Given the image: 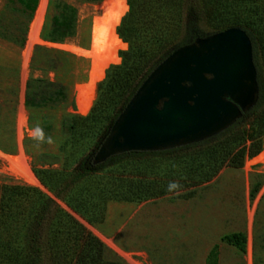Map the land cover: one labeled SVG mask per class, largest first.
<instances>
[{"label": "trees", "instance_id": "obj_1", "mask_svg": "<svg viewBox=\"0 0 264 264\" xmlns=\"http://www.w3.org/2000/svg\"><path fill=\"white\" fill-rule=\"evenodd\" d=\"M14 1L30 19L38 0ZM127 6L116 30L128 45L120 52V65L106 71L87 115L64 119L69 150L61 168L37 171L42 185L89 224L103 222L108 202L160 198L172 194L167 191L171 181H178L181 191L210 181L223 166L240 168L245 157L259 154L264 137V0H127ZM54 8L51 41L72 38L76 9L59 0H54ZM184 13L190 24L202 21L213 33L235 28L246 34L256 70L255 103L211 139L162 151L119 153L95 164L94 155L114 121L178 40ZM191 36L189 44L196 38ZM65 100L59 85L43 79L26 83V108H45ZM222 240L244 251L242 234L225 235ZM0 264L123 263L110 259L97 238L36 188L1 185ZM205 264H217L216 248Z\"/></svg>", "mask_w": 264, "mask_h": 264}, {"label": "rangeland", "instance_id": "obj_2", "mask_svg": "<svg viewBox=\"0 0 264 264\" xmlns=\"http://www.w3.org/2000/svg\"><path fill=\"white\" fill-rule=\"evenodd\" d=\"M59 1L76 9L75 35L61 42L51 41L55 37L51 20L57 11L54 0H46L37 43L31 45L25 63L23 57L28 32L37 17L40 0L30 19L14 0H0V186L36 188L97 238L110 259L123 264H205L214 248L217 264H264V164L252 162L263 151L264 137L259 154L245 157L240 168L223 166L210 181L187 187L179 194L172 193L140 203L108 202L101 223H87L42 185L37 171L60 169L69 150L64 119L69 115L85 116L89 113L106 71L120 65V52L128 48L116 32L128 12L127 6L114 29L126 48L116 52L118 63L105 68L102 78L93 83L91 107L87 114L80 115L76 98L79 88L89 79L90 59L73 53L65 46L76 45L89 50L92 20L100 15L97 7L104 0ZM125 2L127 5V0ZM193 34L196 40L216 33L202 21L190 24L184 13L180 35L170 53L189 45ZM30 79H43L61 86L66 100L45 108H26L24 97L26 83ZM248 121L245 118L244 122ZM37 125L52 138L53 143L37 147L31 136V129ZM19 151L26 158L35 180L33 184L14 177L7 170L8 159L16 157ZM254 190L255 195L251 196ZM233 233L244 236L243 252L222 240L223 236Z\"/></svg>", "mask_w": 264, "mask_h": 264}, {"label": "water", "instance_id": "obj_3", "mask_svg": "<svg viewBox=\"0 0 264 264\" xmlns=\"http://www.w3.org/2000/svg\"><path fill=\"white\" fill-rule=\"evenodd\" d=\"M257 98L251 44L228 29L171 52L143 80L94 155V163L216 136Z\"/></svg>", "mask_w": 264, "mask_h": 264}, {"label": "bare ground", "instance_id": "obj_4", "mask_svg": "<svg viewBox=\"0 0 264 264\" xmlns=\"http://www.w3.org/2000/svg\"><path fill=\"white\" fill-rule=\"evenodd\" d=\"M45 1L46 0H40L36 13L37 17L30 25L27 46L23 57V61L25 63L29 57L28 53L31 49V45L35 42L37 43L40 22L45 8ZM97 9L100 10V15L94 17L92 20L91 45L89 50L85 51L76 47V45L65 46V48L69 49L73 53L89 57L90 59L89 79L85 85L79 88L76 98L77 111L80 115L87 114L91 107L94 99L91 91L93 83L102 78L105 68L111 64L118 63L116 52L119 51V49L126 48V45L118 39L114 32L116 25L127 10L125 0H104L102 4L97 7ZM22 122H20V125ZM252 162H260L264 164V147L262 153L254 158ZM7 170L14 177L30 184L35 183V180L29 170L26 158L21 151H19L16 157L8 159Z\"/></svg>", "mask_w": 264, "mask_h": 264}, {"label": "clouds", "instance_id": "obj_5", "mask_svg": "<svg viewBox=\"0 0 264 264\" xmlns=\"http://www.w3.org/2000/svg\"><path fill=\"white\" fill-rule=\"evenodd\" d=\"M32 139L36 141L37 147H40L42 144H51L53 143L52 138L50 136H46L43 129L37 125L31 129ZM181 185L178 181H171L167 186V191L169 193L179 194V190L181 189Z\"/></svg>", "mask_w": 264, "mask_h": 264}, {"label": "flooded vegetation", "instance_id": "obj_6", "mask_svg": "<svg viewBox=\"0 0 264 264\" xmlns=\"http://www.w3.org/2000/svg\"><path fill=\"white\" fill-rule=\"evenodd\" d=\"M242 113H245V112H242Z\"/></svg>", "mask_w": 264, "mask_h": 264}]
</instances>
